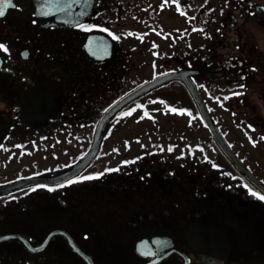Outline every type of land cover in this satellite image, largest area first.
Returning a JSON list of instances; mask_svg holds the SVG:
<instances>
[{"label": "flooded vegetation", "instance_id": "af4514ba", "mask_svg": "<svg viewBox=\"0 0 264 264\" xmlns=\"http://www.w3.org/2000/svg\"><path fill=\"white\" fill-rule=\"evenodd\" d=\"M43 1L12 0L0 16V264H264V191L204 128L193 97H159L189 91L181 79L131 99L94 158L52 179L90 151L110 106L159 75L202 68L193 79L217 102L202 77L245 71L242 25L264 28V0L216 20L192 14L190 0ZM207 38L222 54L211 64ZM229 102L234 130L212 115L264 183V131Z\"/></svg>", "mask_w": 264, "mask_h": 264}, {"label": "rangeland", "instance_id": "374dc122", "mask_svg": "<svg viewBox=\"0 0 264 264\" xmlns=\"http://www.w3.org/2000/svg\"><path fill=\"white\" fill-rule=\"evenodd\" d=\"M254 19H248L247 22L242 25L243 36L241 45V53L247 61L245 71L237 70L234 74L238 77L237 81H234L233 95L225 97L221 102L220 97H216L217 102H213L214 113L221 120L226 130H234L236 124V117L232 119L231 112L229 111L230 102L238 97H243L245 92V102H241V99L236 100L234 103L241 105L237 109H245L246 120L249 119L251 123L255 124V129L264 131V28L257 26ZM244 40V41H243ZM221 39H217L216 42L220 43ZM214 58L216 55L221 54L220 51L212 50ZM240 52V51H239ZM238 52H235V54ZM222 55V54H221ZM240 71V72H238ZM235 77V78H236ZM238 91H236V87ZM236 91V92H235ZM211 99V98H210ZM233 103V104H234ZM151 120V119H150ZM195 124L198 122L193 121ZM55 126V124H53ZM115 128H118L120 125ZM150 122L146 124V128L150 129ZM61 128V127H59ZM121 127H119L120 129ZM118 129V130H119ZM129 129L138 130L135 125L129 127ZM195 129H201V127H195ZM16 130H22V128H16ZM48 163V162H47Z\"/></svg>", "mask_w": 264, "mask_h": 264}, {"label": "water", "instance_id": "95a60500", "mask_svg": "<svg viewBox=\"0 0 264 264\" xmlns=\"http://www.w3.org/2000/svg\"><path fill=\"white\" fill-rule=\"evenodd\" d=\"M42 4H44V1L42 0ZM38 5L40 3L38 2ZM46 9V8H44ZM51 9V8H48ZM46 12H49L46 10ZM53 14V12H49V14ZM47 14V15H49ZM46 15V16H47ZM49 19L51 22L56 23L58 21V17L53 14L49 15L48 17H43ZM201 72V69L193 68V67H186L182 68L178 71L174 72H168L162 75L157 76L156 78L149 80L145 83H143L141 86L137 87L136 89L130 91L128 94H126L124 97H122L120 100H118L116 103H114L112 106H110L102 115V117L99 120L97 129H96V134L93 140L92 148L90 151L84 156V158L74 167H72L70 170L64 172L61 175L54 176L52 179H58L61 180L63 178H69L78 172H80L96 155L98 149L100 148L101 145V138H102V133L104 130V127L109 120V118L115 114L117 110H119L122 106H124L126 103H128L131 99L137 97L138 95H141L148 91L151 87L160 84L161 82L167 81L172 78H180L183 81L186 82L188 85L190 91L192 92L196 102L198 103V106L200 108L201 114L209 128V130L212 132L213 136L215 137L216 141L218 144L221 146V148L224 150V152L231 158V160L238 166V168L244 172L248 178H250L256 186H258L261 190L264 191V183L256 177L245 165L244 163L240 160V158L237 156V154L232 150L230 145L227 143L225 140L221 130L217 126L216 122L214 121L211 113L209 112V109L207 108L205 101L200 94L197 85L195 84L192 74L199 73ZM51 112V111H50ZM49 112V114H50ZM39 179H44V178H32L29 179L31 180L30 183L36 182L33 180H39Z\"/></svg>", "mask_w": 264, "mask_h": 264}, {"label": "trees", "instance_id": "16d2710c", "mask_svg": "<svg viewBox=\"0 0 264 264\" xmlns=\"http://www.w3.org/2000/svg\"><path fill=\"white\" fill-rule=\"evenodd\" d=\"M240 1L244 0H190L191 6L194 11L197 13L196 15L199 17H205L206 19H217L219 16H224L225 14H229L230 11L234 10V4H238ZM201 8H205L204 12H201ZM227 11V12H225ZM225 13V14H224ZM225 15V17H227ZM215 25L214 22H210L207 20L206 26L207 34H212L209 31V27L212 28ZM208 39V38H207ZM208 60L212 59V52L207 54ZM236 75L230 71L226 75L222 76L217 72H208L205 78V82L207 84L206 93L207 98L215 99L216 97L225 98L233 95V88L229 86L220 87V83L231 84L234 82ZM231 86V85H230ZM185 91V92H184ZM159 97H168V98H186L189 97L192 99V96L189 91L186 89L182 90H167L159 91ZM209 107L213 109V105L209 103ZM197 114L198 111H196ZM247 123V121H245ZM201 123V122H200ZM190 128H193L194 122L190 121ZM200 125V124H199ZM204 126V125H203ZM206 129V127L204 126Z\"/></svg>", "mask_w": 264, "mask_h": 264}, {"label": "snow or ice", "instance_id": "6c2138e0", "mask_svg": "<svg viewBox=\"0 0 264 264\" xmlns=\"http://www.w3.org/2000/svg\"><path fill=\"white\" fill-rule=\"evenodd\" d=\"M73 2H75V0H73ZM8 7H14V5L12 4V0H0V16H3L5 14V11L7 10ZM129 35H131V33H129ZM141 39H142V37H141ZM0 50L7 51V49L5 48L4 45H0ZM170 111H176V110L170 109ZM145 115H147V113ZM92 178L93 177H87L86 179H92ZM74 182H76V181H71V180L69 181V183H74ZM251 194L253 196L257 195L255 192H252ZM258 198L261 200H264V195H260Z\"/></svg>", "mask_w": 264, "mask_h": 264}]
</instances>
